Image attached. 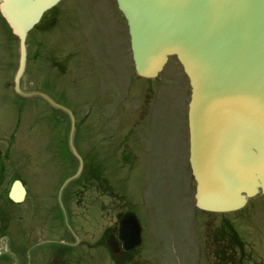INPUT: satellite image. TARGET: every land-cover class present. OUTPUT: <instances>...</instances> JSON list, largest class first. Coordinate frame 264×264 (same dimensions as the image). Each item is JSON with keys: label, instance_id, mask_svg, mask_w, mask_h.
I'll return each instance as SVG.
<instances>
[{"label": "rangeland", "instance_id": "374dc122", "mask_svg": "<svg viewBox=\"0 0 264 264\" xmlns=\"http://www.w3.org/2000/svg\"><path fill=\"white\" fill-rule=\"evenodd\" d=\"M57 12L54 28L43 34L33 30L27 38L28 59L36 42L40 56L27 63L20 89L41 92L73 113L75 146L83 157L91 146L100 157L108 156L102 176L109 177L110 188L104 194L86 182L82 191L78 184L69 186L63 205L71 233L56 194V180L76 167L59 143L61 138L66 142L68 121L43 99L15 93L17 40L0 16V151L9 163L8 172L18 169L28 190L23 203L6 208L12 221L3 238L0 264H55L61 257L67 264H113L102 247H90L101 239L108 216L112 219L135 199L141 202L137 212L145 225V245L132 264H171L172 246L182 249L178 243L189 232L190 222L207 216L194 207L188 79L175 57H169L154 79L135 74L129 34L114 0H63ZM56 61L62 69L55 67ZM128 129L136 136L132 138ZM131 139L140 159L123 163L118 156ZM15 161L20 162L16 169ZM4 197L0 188V202ZM233 216L238 226L247 227L244 238L259 242L264 251L262 196L251 198ZM210 217L221 219L220 214ZM150 253L156 256L152 262L146 259Z\"/></svg>", "mask_w": 264, "mask_h": 264}, {"label": "water", "instance_id": "95a60500", "mask_svg": "<svg viewBox=\"0 0 264 264\" xmlns=\"http://www.w3.org/2000/svg\"><path fill=\"white\" fill-rule=\"evenodd\" d=\"M60 0H0V13L19 40L15 91L40 97L70 119L68 144L78 159L72 113L40 92L19 89L26 61L25 39L42 14ZM130 36L137 75L154 78L175 56L191 87L188 105L190 167L196 182V207L210 212L242 208L259 191L264 197V0H116ZM18 190V191H17ZM24 191L15 182L10 198ZM123 236L142 228L134 214L120 222Z\"/></svg>", "mask_w": 264, "mask_h": 264}, {"label": "flooded vegetation", "instance_id": "af4514ba", "mask_svg": "<svg viewBox=\"0 0 264 264\" xmlns=\"http://www.w3.org/2000/svg\"><path fill=\"white\" fill-rule=\"evenodd\" d=\"M39 56V51L35 49L33 53L34 60H37ZM28 61H32V56H30V59ZM130 133H132L130 136L134 137V133L132 130H129V134ZM129 134L127 135V137L129 136ZM60 148L62 151L61 141ZM107 154H110V151ZM100 156L101 153L97 151L94 146H91L88 149V155L84 156V162L91 165L96 163H106L105 158H107L108 156ZM139 156V149L137 150L132 140L131 142H126V146H123V149L120 151L118 158L123 162H135L139 158ZM110 157L111 155L109 156V158ZM1 167L2 163L0 162V168ZM5 168L7 170V167L4 165L3 168L0 169V180L3 177L5 179L2 185H6V181L9 180H12L13 182L20 174L19 170L9 173L4 170ZM102 173H105L104 169L102 170ZM34 176H36V172L34 173ZM61 179L62 177L57 179L56 182H59ZM95 180H98V184H102V186L104 187L103 190L105 192L108 188L107 178L103 176H97L95 173L89 174L88 181L91 188H93V190L100 191V188L94 186ZM1 190L2 192L5 191L6 187H3ZM9 190L10 187L7 190V194ZM25 190L27 195L26 186ZM137 206V202L132 204L127 203L126 207L124 206V212L133 211L135 212V214H137ZM119 212H116L112 216V219L111 216H108V222L106 223V226L103 230V244L107 249L109 256L113 259L114 264H131V261L134 257H136L138 250H124L123 243L119 239L118 222L122 217V215H120L121 213ZM220 216V220H213L210 216H208L205 220H199L195 222V224L190 226L193 229L192 235L186 237L183 242L178 243L182 244V249L178 250V248H176L177 244L173 245L172 243L173 246L171 253L173 257H171V259L173 264H181L180 255L181 257L185 258V264H264V251L261 250L259 242L251 241V243L250 241H247V238L245 239L244 234H242L243 229L245 228L246 231L247 227L238 226V220L233 215H229L230 217H228V215L226 214H220ZM6 221L8 222V220L6 219H0V223H5ZM249 238L252 240L253 237ZM108 240L116 244V253L111 251L110 247L107 244ZM54 263L67 264L66 260H63L62 257L58 260L56 259Z\"/></svg>", "mask_w": 264, "mask_h": 264}]
</instances>
